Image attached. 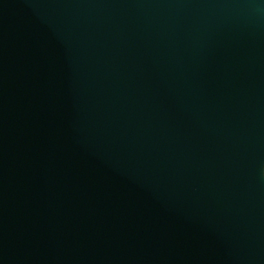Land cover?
<instances>
[{
	"label": "water",
	"instance_id": "1",
	"mask_svg": "<svg viewBox=\"0 0 264 264\" xmlns=\"http://www.w3.org/2000/svg\"><path fill=\"white\" fill-rule=\"evenodd\" d=\"M0 264H264V0H0Z\"/></svg>",
	"mask_w": 264,
	"mask_h": 264
}]
</instances>
